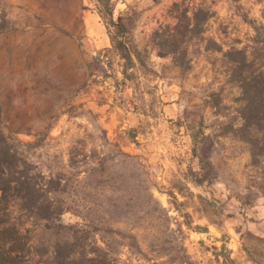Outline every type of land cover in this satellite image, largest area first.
<instances>
[{"label":"rangeland","instance_id":"374dc122","mask_svg":"<svg viewBox=\"0 0 264 264\" xmlns=\"http://www.w3.org/2000/svg\"><path fill=\"white\" fill-rule=\"evenodd\" d=\"M114 3L120 34L97 0H0L2 126L64 211L36 264H264V141L234 133L261 99L240 81L264 67V0ZM111 37L138 51L128 80Z\"/></svg>","mask_w":264,"mask_h":264},{"label":"trees","instance_id":"16d2710c","mask_svg":"<svg viewBox=\"0 0 264 264\" xmlns=\"http://www.w3.org/2000/svg\"><path fill=\"white\" fill-rule=\"evenodd\" d=\"M97 7L99 16L107 25L117 28L120 34L124 27L114 21V0H97ZM6 29V17L0 13V36ZM122 36L124 37L125 33H122ZM111 39L115 47L123 52L121 57L126 63L122 74L128 80L129 70L136 65L134 54L138 56V51L135 50L133 53L126 50L124 39L120 43L115 42L113 37ZM178 54V50H164L159 53L162 57L168 55L176 57ZM240 84L245 86L243 89L252 84L253 89L261 93V99L258 102L254 97L251 100L247 99L246 112L240 117L243 124L234 131L236 134L244 132L246 134L244 141L254 147L260 143L261 138L264 141V129H258L256 125L254 127L248 121L252 116L257 122L264 123V67L257 77L244 78ZM255 104H257L256 107ZM37 178L33 166L6 136L0 113V264H36L37 255L34 251L36 250L38 224L52 222L55 216L59 217L64 212L63 210L55 212L50 194L41 193ZM41 211L45 214L41 215ZM64 245L68 247L70 244L65 242ZM74 254L73 251H69L66 256H63L57 248L54 249L51 257L55 261L54 264H70L75 258Z\"/></svg>","mask_w":264,"mask_h":264}]
</instances>
